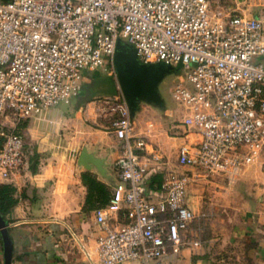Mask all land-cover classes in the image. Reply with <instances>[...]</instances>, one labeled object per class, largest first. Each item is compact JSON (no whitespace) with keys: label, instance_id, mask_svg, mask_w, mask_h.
<instances>
[{"label":"built area","instance_id":"2783aa9c","mask_svg":"<svg viewBox=\"0 0 264 264\" xmlns=\"http://www.w3.org/2000/svg\"><path fill=\"white\" fill-rule=\"evenodd\" d=\"M119 40L142 63L181 67L172 97L186 136L201 140L179 150L190 172L167 171L161 188L149 191L145 175L163 155L134 133L126 100L111 107L121 154L110 202L96 210V251L100 264H165L202 245L186 235L196 218L187 202L196 178L234 183L246 166L264 170V16L214 0H0L1 180L29 167L18 124L70 102L87 72L113 64Z\"/></svg>","mask_w":264,"mask_h":264},{"label":"crops","instance_id":"0c3cea01","mask_svg":"<svg viewBox=\"0 0 264 264\" xmlns=\"http://www.w3.org/2000/svg\"><path fill=\"white\" fill-rule=\"evenodd\" d=\"M214 1L249 16H260L264 10V0ZM114 81L119 90V82ZM88 108L61 103L43 118L22 120L15 128L19 130L21 123L25 126L23 135L31 155L28 168L10 180L0 179V184L13 189L16 200L3 216L14 244L12 264H100L96 210L109 204L118 181L121 140L112 124L102 119V107L93 110L89 103ZM183 116L179 104L167 105L164 100L162 105L140 101L132 113L134 133L146 137L150 151L157 149L163 155L164 164L152 166L145 175L149 191L161 188L167 171L190 172V167L180 165L179 150L201 137L186 136ZM99 120L105 122L104 127L97 126ZM84 148L102 159L101 169L79 163ZM85 177L96 179L107 193L91 190ZM187 202L196 218L186 235L202 245L183 248L165 264H264L261 164L246 166L234 183L222 177L196 178L188 188ZM0 264H5L1 232Z\"/></svg>","mask_w":264,"mask_h":264},{"label":"rangeland","instance_id":"374dc122","mask_svg":"<svg viewBox=\"0 0 264 264\" xmlns=\"http://www.w3.org/2000/svg\"><path fill=\"white\" fill-rule=\"evenodd\" d=\"M262 15L264 16V10L262 12ZM180 70V66L168 65L164 62H154L143 63L142 68L139 71H125L122 63L118 60L117 56L115 55L113 59V64L109 62L108 66L105 69L99 70V72L102 74L103 77L110 76L111 74L119 82L120 89L118 90L117 94H98L99 91H105L108 89L107 85L100 83L96 87L98 95H96L83 106L85 107L86 111L89 109V103H92L93 110H96L97 107H102V109L104 110V113L101 115L102 119H105L108 124L109 122L112 124V121L118 116V114L116 112L111 111V107L116 104L123 103L124 100H126L125 95H127V93L133 88L150 86L152 79L161 74H164V77L159 83V92L164 102L167 105H172L174 99L172 97L171 89L178 79V74ZM85 77L86 78L84 80L83 85L92 82L90 78H88L87 76ZM77 100L78 97L75 96L70 102L66 103V105L73 106ZM22 123L20 129L17 131L24 134L23 130L25 126H22ZM104 123V121L99 120L97 126L104 127Z\"/></svg>","mask_w":264,"mask_h":264},{"label":"water","instance_id":"95a60500","mask_svg":"<svg viewBox=\"0 0 264 264\" xmlns=\"http://www.w3.org/2000/svg\"><path fill=\"white\" fill-rule=\"evenodd\" d=\"M242 1V0H240ZM118 60L122 63L125 71H139L142 68V62L138 58L136 49L119 40L117 44L116 54ZM164 74H161L152 79L150 86L136 87L125 95L131 113H134L140 101H149L157 105L163 104V99L159 92V83L163 79ZM102 159L95 157L87 148H84L79 157V163L90 168L92 164L101 169ZM0 232L4 241V263L12 264L14 244L10 236L8 225L3 215L0 213Z\"/></svg>","mask_w":264,"mask_h":264},{"label":"trees","instance_id":"16d2710c","mask_svg":"<svg viewBox=\"0 0 264 264\" xmlns=\"http://www.w3.org/2000/svg\"><path fill=\"white\" fill-rule=\"evenodd\" d=\"M86 76L90 78L92 82L83 85V88L77 95L78 100L74 104L75 109L80 108L97 95L98 91L96 92V87L100 83L107 85L108 89L105 91H99V93L117 94L118 90L112 76L103 77L99 70L89 71ZM85 182L91 190L98 189L103 193H107L104 185L96 179L85 177ZM12 190L13 189L9 185L0 184V213L3 216L16 203V200L11 194ZM157 190H159V188Z\"/></svg>","mask_w":264,"mask_h":264}]
</instances>
